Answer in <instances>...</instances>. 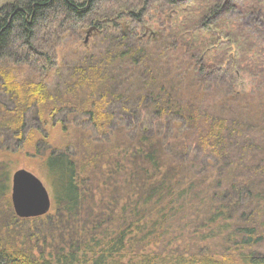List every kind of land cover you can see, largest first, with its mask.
<instances>
[{"label": "trees", "instance_id": "obj_1", "mask_svg": "<svg viewBox=\"0 0 264 264\" xmlns=\"http://www.w3.org/2000/svg\"><path fill=\"white\" fill-rule=\"evenodd\" d=\"M237 1L242 3L213 0L204 10L201 29L206 26L217 36L210 24L218 12L239 9ZM158 3L175 0H12L0 5V147L33 145L38 128L27 132L28 119L68 115L71 105L62 101L54 84L17 80L12 70L26 64L40 74L48 71L57 62V47L64 38L78 36L87 26L97 38L67 68L78 73L71 86L82 91L85 101L81 105L74 98L71 116L90 108L93 130L106 136L116 115L109 111L115 99H122L119 110L125 109L132 120L142 119L145 110L138 100H148L157 116L127 129L116 142L121 144L101 201L88 194L92 180L85 160L78 164L65 151L50 152L47 159L56 166L49 173L54 186L51 213L11 215L14 224L29 221L27 230L33 232L0 234V264H264V254L253 252L240 253L238 260L233 254L241 249L231 240L244 231L241 244H249L257 230V224L235 225L231 218L238 212V220L250 223L252 210L257 223L264 216V99L255 106L249 93L231 88L226 94V85L209 88L202 82L220 75L235 78L232 69L197 65L181 71L174 66L182 49L175 41L164 60L165 53L159 59L151 57L148 45L154 39L142 47L136 29ZM256 9L250 16L261 14ZM125 16L128 33L120 30ZM195 55L196 60L201 56L199 51ZM71 86L68 95L75 96ZM128 101L136 107L133 113ZM170 117H177L182 131L174 129L168 140L160 133L150 134L147 124L152 128L153 122L165 124ZM2 163L0 196L8 190L10 175ZM204 195L208 202L202 207ZM0 199L8 209L7 195ZM186 215L220 228L211 235L225 232L231 241L227 252L233 254L188 261L173 252L135 254L145 246L162 249V244L179 240L177 231L184 230Z\"/></svg>", "mask_w": 264, "mask_h": 264}, {"label": "rangeland", "instance_id": "obj_2", "mask_svg": "<svg viewBox=\"0 0 264 264\" xmlns=\"http://www.w3.org/2000/svg\"><path fill=\"white\" fill-rule=\"evenodd\" d=\"M9 1L12 0H0V5ZM212 1L175 0L173 4L160 5L161 3H158L143 18L141 27L136 29L137 36L141 40V46L145 47V43L149 38H153L154 43L148 45L149 53L151 51L150 56L152 57L153 55L154 59L157 57L159 59V56L165 53L161 57L163 60L166 54L172 51V47L175 45H178L177 48L182 47L181 51H179L180 55L174 58L177 61L174 63V66L180 67V70L182 71L183 69L184 72L185 68H196L197 65H203L206 68L219 66L222 69H232L236 75L235 78L229 79L228 75L225 77L220 75L214 79L206 77L202 82L205 85H209V88L212 84L213 87L217 86L215 84H224L227 87L226 94L233 91L231 88L246 92L247 94L249 93V99L257 106L258 102L264 99V0H245V2L242 0V3L237 1L239 9L232 12H218V16L210 24L214 32L218 34L217 36L215 33L213 35L211 30L206 26L201 29L199 25L202 24L206 16L204 10L208 8ZM254 8H257L256 10L261 12L262 15H258L257 13L255 17L250 16V13L254 12L252 10ZM125 17L119 21L122 33H128L129 31V19L128 16ZM95 34L94 29L87 26L80 30L78 36L70 35L64 38L57 47V62L55 66L48 71L41 72V74L38 70L26 64L13 67L15 70L12 71L17 80L36 81L42 79L49 85L54 84L55 90L59 93L62 101L67 102L71 107L66 108V111H69L68 115H65L66 113L63 112L62 114L56 113L52 118L47 116L44 119L36 121L28 119L27 132L30 129L38 128V132L34 133V140L36 142L30 147H25L23 143L20 146L19 144L16 146L9 144L10 147L7 149L0 147V160L3 162V167L10 171L8 190L0 196V198H3L4 195H7L9 202L8 209L6 206L0 205L1 235L9 234L15 236L18 231L25 233L28 225H31L29 221L14 224L10 220L11 215H14L10 201L11 174L13 171L20 168L30 171L41 181L52 202L54 186L52 185L49 173L56 166L55 164H51L50 160L47 159V155L53 151H65L78 164L80 161H86V173L92 180L88 185L90 191L88 194L96 195L95 200L101 201L104 195L103 192L107 189L106 185L109 183V177L111 178L112 163L117 158L118 149L121 144H117L116 142L122 141L127 133V129L133 126H143L144 122L147 121V117L152 119L157 118L156 113L150 109L148 100L142 102L138 100L137 104H140L142 110L143 108L145 110L141 112L143 114L142 119L132 120V117L127 114L125 109L121 107V110H119L120 106L123 105L122 99L121 101H116L115 99L113 100L114 102H111L109 111L111 114L116 112V115H112L111 120H113V123L110 126L111 129H109L110 135L106 136L93 130L88 117L90 108L83 109L80 107L81 109L77 112L83 110L77 115L71 116L75 105L77 103L81 105L84 103L85 105V101L81 98L82 91L78 90L79 88H76V86H71L72 82L76 81L75 76L78 73L74 70L68 72L69 69L67 68L74 64L69 61H74L81 51L92 46L97 38ZM174 41L179 44L172 46ZM198 51L201 56L196 60L195 54ZM68 62L70 64L64 66ZM126 77L128 78V76ZM70 86L74 88L75 96L68 95L71 92ZM74 98H78L77 103ZM73 99L75 102L72 101ZM130 107L133 113L136 107L132 104V101H128V111ZM178 124L177 117H170V120L165 124L155 121L152 123V128L149 124L146 126L152 130L149 131L150 134L160 133V136L168 140L172 135H175L174 129L183 130L184 126L178 127ZM114 148H117L116 154ZM170 154L176 156L172 151H170ZM197 157L196 151L195 158ZM203 198L202 207H205V204L208 202V195H204ZM255 211L252 210L249 215L251 223L249 221L238 220L239 212L231 218L232 221L234 220L233 223L235 225L250 227L257 224L255 226L257 230L252 235V240L249 244H241V239L246 237L244 231L236 232L237 236L235 238L231 236V240L237 243L238 249H241L239 252H234V254L233 251L227 252L231 241L225 232L215 236L211 235L220 228H216L215 230L212 226H207L205 224L206 221H201L195 217L192 219L189 215H186L184 230L179 229L177 231L181 234L179 240H175V242L173 241L169 245L162 244V249L155 246H145L136 251L135 254L160 253L161 251L165 253L173 252V255L183 256L185 261L197 257L219 256L220 258L223 255L227 256L229 253L237 256V258L240 253L250 254L253 252L255 253L254 255L264 254V216H262L263 218L260 217V219L258 217L260 222L257 223L256 216L253 215ZM49 213H51L50 209L47 215ZM194 221L196 224H194ZM28 232L32 233L33 231L27 230ZM173 258L170 260L171 263Z\"/></svg>", "mask_w": 264, "mask_h": 264}, {"label": "water", "instance_id": "obj_3", "mask_svg": "<svg viewBox=\"0 0 264 264\" xmlns=\"http://www.w3.org/2000/svg\"><path fill=\"white\" fill-rule=\"evenodd\" d=\"M10 201L14 214L19 218L44 215L51 205L41 181L23 168L16 169L11 174Z\"/></svg>", "mask_w": 264, "mask_h": 264}]
</instances>
